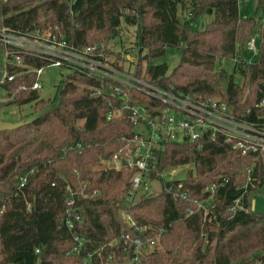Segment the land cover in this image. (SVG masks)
<instances>
[{
    "label": "trees",
    "instance_id": "obj_1",
    "mask_svg": "<svg viewBox=\"0 0 264 264\" xmlns=\"http://www.w3.org/2000/svg\"><path fill=\"white\" fill-rule=\"evenodd\" d=\"M245 1L254 8L244 19L238 0H0V26L51 31L75 46L105 49L122 24L133 27L137 78L171 93L218 99L251 120L264 115V107L255 108L264 100V0ZM204 15L212 19L198 30ZM252 37L258 50L248 61L243 53ZM168 48L181 51L171 72L150 64ZM222 60L234 62L230 74L217 67ZM23 70L12 69L15 79L1 84L9 104H32L31 115L20 119L32 121L0 132V264H125L133 258L126 235L155 241L140 264L264 263V214L251 210L264 187L261 159L242 155L219 135L160 143L147 173L159 190L128 204L136 167L100 166L104 155L123 160L134 146L128 110L113 114L123 100L78 73L58 84L57 100L43 99L37 90H19L36 80ZM130 96L145 106L156 103L138 91ZM184 165L194 172L182 181L163 179ZM214 183L213 193L205 191Z\"/></svg>",
    "mask_w": 264,
    "mask_h": 264
},
{
    "label": "built area",
    "instance_id": "obj_2",
    "mask_svg": "<svg viewBox=\"0 0 264 264\" xmlns=\"http://www.w3.org/2000/svg\"><path fill=\"white\" fill-rule=\"evenodd\" d=\"M246 49L253 55L257 54L256 38L248 40ZM0 54L4 62L0 85L13 81L16 75L12 73V69L22 67L24 69L22 73H34L36 80L31 85H20L19 90L26 91L30 88L39 91L41 89L39 76L44 69L55 67L65 70L67 74L78 73L97 79L107 87L112 96L123 100L122 105L113 110V114L120 115L122 109L128 110L134 131L130 143L134 146L128 148L126 158L123 160L116 156L112 159L118 160L120 166L125 161L137 169L130 180L131 189L126 197L127 201L134 198L137 193H145L148 190L149 163L154 160L153 149L160 143H181L219 135L242 155H253L264 163V115L251 120L238 118L218 99L192 98L183 93H171L151 85L137 78L134 73L123 71L120 62L124 58L128 60V56L110 53L103 44L81 48L68 43L64 37L51 31L36 30L22 33L0 26ZM24 59L38 61L42 66L34 68L25 64ZM131 91L147 95L156 103L150 106L137 103L130 96ZM261 107H264V100L255 106L256 109ZM24 182L25 178H21L20 187ZM215 188L214 183L205 191L213 193ZM72 204L73 201L69 200L68 205ZM69 216L68 213L66 224L71 228ZM126 218L127 223L132 221L128 215ZM130 225L133 226V222ZM122 239L124 244L128 242L133 244V259H138L139 254L135 253V249L141 240L131 239L128 235Z\"/></svg>",
    "mask_w": 264,
    "mask_h": 264
},
{
    "label": "rangeland",
    "instance_id": "obj_3",
    "mask_svg": "<svg viewBox=\"0 0 264 264\" xmlns=\"http://www.w3.org/2000/svg\"><path fill=\"white\" fill-rule=\"evenodd\" d=\"M240 3V11L242 18H247L251 13L253 12L254 3L252 1H245V0H238ZM189 12V9H186L183 11L184 15H187ZM212 17L209 15H204L200 17L197 22L195 23V26L198 30L203 29L207 23L211 21ZM122 30L119 35V37L113 39L108 44V49L110 50V53L116 54L120 53L124 56H128V60L124 58L122 60L121 65L123 71H127L129 74L133 73L134 64L137 59V52L136 50L132 51L134 48V40H135V29L130 26H126L122 24ZM244 59L248 61H253L255 58V55L249 52L243 53ZM181 58V51L174 49V48H168L164 54V56L157 58L150 62L152 65L157 64H166L168 67V72H171L175 66L178 65ZM234 62L232 60H222L219 64H217V67L219 69H224L228 74L232 72ZM4 65L3 57L0 54V83L2 80V66ZM67 75L66 71L63 69L50 67L44 69L43 73L39 76V82L41 84V89L39 90L40 97L43 99H53L55 98L57 100L56 95V87L58 84L64 79V77ZM234 82L237 84H240L241 77L239 75H235L233 78ZM8 102V99H5V92L3 88L0 85V102ZM32 113V104L24 105L21 107H18L15 104H8L7 106L0 108V119L3 121L8 122H18L21 118H24L26 116L31 115ZM128 153V152H127ZM126 158V156H125ZM128 165V164H127ZM101 167H111L114 166L116 169L120 168L119 161L110 159L106 161L105 159L101 161L100 163ZM189 172H194V168L191 165H184L179 166L173 169L168 170L167 172L163 173V179L165 181H182L185 179L187 174ZM160 188V185L157 182L149 181L148 182V190L147 193L151 192H157ZM144 192H139L137 195L134 196L131 200H128L127 203L129 204L131 201H137L139 198V195H141ZM208 205V202L206 203ZM251 210L256 213L264 214V187L263 192L257 194L254 196L251 200ZM122 217L126 220V213H121ZM128 218H130L128 216ZM131 219V218H130ZM132 221H128V224L130 225ZM111 244H114L112 241ZM132 245V244H131ZM155 245V241L152 239H147L145 241H141L139 245L135 249V253L139 254L138 257L141 255H145L148 253L151 249H153V246ZM125 264H140V260L138 259H131L130 261L126 262Z\"/></svg>",
    "mask_w": 264,
    "mask_h": 264
},
{
    "label": "water",
    "instance_id": "obj_4",
    "mask_svg": "<svg viewBox=\"0 0 264 264\" xmlns=\"http://www.w3.org/2000/svg\"><path fill=\"white\" fill-rule=\"evenodd\" d=\"M9 103L7 101L5 102H0V108L1 107H4V106H7ZM32 121V118H28L24 121H18V122H8V121H3L0 119V132L2 131H11V130H14V129H17L25 124H28ZM108 157V155H104L102 157V159H106ZM134 163V162H133ZM123 164L127 165V163L125 161H123ZM141 234V233H140Z\"/></svg>",
    "mask_w": 264,
    "mask_h": 264
}]
</instances>
